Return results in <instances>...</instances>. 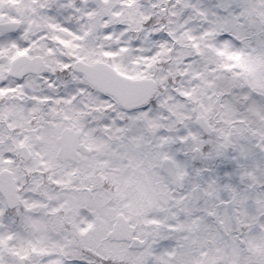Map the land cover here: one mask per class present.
<instances>
[{"label": "snow or ice", "instance_id": "obj_1", "mask_svg": "<svg viewBox=\"0 0 264 264\" xmlns=\"http://www.w3.org/2000/svg\"><path fill=\"white\" fill-rule=\"evenodd\" d=\"M0 264H264V0H0Z\"/></svg>", "mask_w": 264, "mask_h": 264}]
</instances>
